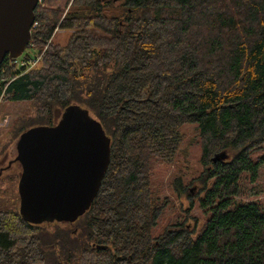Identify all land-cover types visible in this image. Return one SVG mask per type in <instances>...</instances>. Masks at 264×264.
<instances>
[{
	"label": "trees",
	"instance_id": "trees-1",
	"mask_svg": "<svg viewBox=\"0 0 264 264\" xmlns=\"http://www.w3.org/2000/svg\"><path fill=\"white\" fill-rule=\"evenodd\" d=\"M34 17L39 65H0L1 101L34 111L14 137L78 105L109 138L110 162L72 224L0 210V264H264V202L238 199L264 168V0H39ZM56 28L72 31L64 45ZM185 124L204 169L195 196L172 187L206 219L161 229L170 205L152 171L173 162Z\"/></svg>",
	"mask_w": 264,
	"mask_h": 264
},
{
	"label": "water",
	"instance_id": "water-1",
	"mask_svg": "<svg viewBox=\"0 0 264 264\" xmlns=\"http://www.w3.org/2000/svg\"><path fill=\"white\" fill-rule=\"evenodd\" d=\"M38 2L0 0V65L6 56L18 58L28 46ZM16 151L15 161L21 165L19 214L34 225L75 222L90 208L110 162L109 138L78 105L68 106L55 125L20 134Z\"/></svg>",
	"mask_w": 264,
	"mask_h": 264
},
{
	"label": "rangeland",
	"instance_id": "rangeland-1",
	"mask_svg": "<svg viewBox=\"0 0 264 264\" xmlns=\"http://www.w3.org/2000/svg\"><path fill=\"white\" fill-rule=\"evenodd\" d=\"M71 33V30L56 28L51 40L54 44L64 45ZM33 115V108L29 104L3 102L0 98L1 211L20 212L18 181L21 174V165L19 162L15 161L17 155L16 143L20 135L14 137L13 126L19 118ZM59 119L60 117L56 118L55 122H58ZM180 132L183 135L182 142L173 162L169 164L157 163L154 166L151 176L152 187L156 195L160 198H167L170 205V208L167 207L165 210L163 221L160 224L161 229H164L171 222H175L176 219L186 221L190 226L197 223L198 229L202 227L206 219L202 211L197 208V199H195L194 206L191 207L189 199L183 194L180 197L177 196V193L174 192L172 187V181L178 178L187 186L192 196H195L196 191L199 189L198 182L194 181L192 183L191 181L199 179L204 169L200 161L201 148L196 125L185 124L181 127ZM201 181L199 182L202 184L203 182ZM210 183L211 179L205 181L207 186H209ZM242 186V193L238 199L242 201L257 200L264 202V168L261 169L256 183ZM40 224L49 226L55 224V222H42ZM60 224L65 225L68 223Z\"/></svg>",
	"mask_w": 264,
	"mask_h": 264
},
{
	"label": "built area",
	"instance_id": "built-area-1",
	"mask_svg": "<svg viewBox=\"0 0 264 264\" xmlns=\"http://www.w3.org/2000/svg\"><path fill=\"white\" fill-rule=\"evenodd\" d=\"M45 50L46 47L39 52L33 45L28 44L18 58L11 60V64L16 70L29 71L39 64Z\"/></svg>",
	"mask_w": 264,
	"mask_h": 264
}]
</instances>
